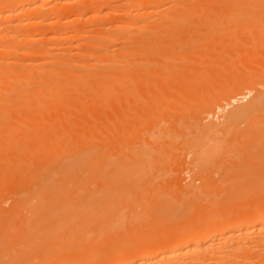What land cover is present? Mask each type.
<instances>
[{
	"label": "bare ground",
	"instance_id": "6f19581e",
	"mask_svg": "<svg viewBox=\"0 0 264 264\" xmlns=\"http://www.w3.org/2000/svg\"><path fill=\"white\" fill-rule=\"evenodd\" d=\"M119 1H121V0H119ZM119 1L118 0L117 1L116 0H93L94 5H92V6H90L91 4L87 5L83 11L80 10L81 12L79 11L78 13L73 15L74 18H73V16H71V18L69 17L70 18L69 19L66 16L60 17L61 15L59 16L60 13H58V11L53 13L55 15L54 17H50V18L49 17H33V16L31 17L29 15V13H31V15H32V12H34V11H38V10L42 11L41 9L45 8V6L48 4L50 6L52 3H55L54 6L56 4L57 5L58 4H64L65 6L68 5V7H69L72 4L80 2V0L79 1H74V0H0V22L3 19H5V21L7 19L8 23L12 22L10 17L12 16L13 12H15L14 11L15 5H18L19 6L18 9L20 10V12L24 13L23 15L27 14L26 16L20 18L18 24L20 26H23V27L25 25L28 26V28L27 27L26 28L21 27L19 31H18V26H17V29H16L17 31H14L15 29H12L14 32L12 30H11V32H8V30H7L6 33L3 32L4 31L2 29L3 27L0 28L2 30V32L4 33V34L0 35L1 36V39H0V264H264V198L261 199L260 203L254 205L253 207L248 208V206H247V209L243 208V210H240V209L233 210V209H228V208H226V209L221 208L217 211L215 210V212H213L212 214L209 212L210 215H208V216L206 215L207 221L205 220L204 221L205 223H201V224L199 223L200 221H196V223H198V224H188L189 222H192L191 219H193V216L196 214L195 212L197 210L196 211H194V210L196 209L195 207H197V206H194L195 209L193 208L191 210L187 209L188 207H186L185 208V209H187L186 210L187 212L185 211L186 213L189 212V213H193V214L195 213V214L191 217L190 216L191 214L189 215V213H188L189 217H191L190 219H189V217H187L186 215L183 214L184 219L188 218L186 220L188 223L185 224L186 222L184 221V219L182 220V218L180 219V217H179L182 215V213L178 214L179 211L174 212L175 211L174 209L177 208V207L174 208V206H175L174 203H175L177 197H175V198L173 197L175 200L172 199L174 202L173 203L174 206L172 208H174V209H172L173 211L169 210V212L171 211L174 214L177 213V215H176L177 217L172 213L174 215V218H175V220H174L173 215L172 216L168 215V214H170V213H168V211H166L168 213V214L167 213L166 214L168 216H170V218L171 217L172 218L169 219V217L164 216V215L163 216L165 218L167 217L169 219L167 221V219L164 218L167 222H170V224L173 221H177L179 219H180V221H177L178 223H175V225L177 227L174 225V228H172V226L174 224V222H173L171 224L172 229L166 228L167 225H169V223L166 225L167 222L165 221V223H164V221H163V225L166 226L165 227L166 229L165 228L161 229L163 227V225H162V227L157 225L159 223H162V222H158V220L159 221L164 220V219H162V215H160L162 213L161 208H162V210H163V207L167 208L170 205V204L167 205L169 203L168 201H171V203H172V200L168 198L170 196L166 197V195H163V196L166 197V199L168 201L165 199H161L163 197L162 196L160 197V195H161L160 194L158 196L163 201H161L159 199V202L163 203V202L167 201L168 202L167 204H166V202L164 203V204H166L165 205L166 207L164 206V204L161 203V205H163V207L160 208V206H157V208L159 207L160 210H158L153 205L154 210L148 208L149 210L144 211L149 215L150 213L153 214V211H155V209H156L158 212L155 211L156 216H155V212H154V214H153L154 218L153 217L146 218L147 216L143 218L144 212L141 215L138 214L137 211H139V210L136 207L135 208L137 209V211H135V217L133 215V217L135 218L134 220H132L133 223H135V221L137 223H139V222L142 223L145 220V222L147 221L146 222L147 224H145L143 222L142 225L143 226H144V224L147 225V227H149L148 230H150V228H151L150 226H152V228H151L152 231L147 232V233H140V231H139L140 229L138 228L139 230L138 229L137 230L139 231V233H137L138 231L132 230L133 229L132 228L131 229L132 233H129V234L124 233V230L127 231L128 227H129L128 226L127 229H125L126 225L129 223L128 222L129 220L128 221L126 220V218L128 216L126 217V212L122 211L123 207L122 206H121L122 208L120 207V204L122 205L124 200L126 202L129 199V197H128V199H127V197L125 199L124 196H130V199L128 201L129 203H131V201H130L131 197L133 198L132 201L136 199V198L134 199L135 195L137 196V200L139 198H141L140 195H138L140 193V192L138 193V190H140L141 192L144 193L145 188L148 189L150 187V185L154 184L152 182V180L156 179V174L154 176L153 175L154 173H152L155 169V168L153 169V167H154V165L156 166V164H157V167H158V165L159 166L162 165L161 161L159 159L161 157L157 158L158 155H157L156 151H155V153L157 156L153 153L150 154L151 151L148 150L149 148L143 147V149H141L142 150L141 151L142 156H141L140 155V149L139 150L136 149L137 148L136 143H135L136 146L134 145L135 149H134V147L131 148L133 146L132 143L135 142V140H132L133 138L131 139V137H130L131 134L128 135V137H127L130 139H126L124 137L126 139V140L125 139L124 140H125V142L128 140L129 143L132 140L130 145L127 144V146L129 145L127 150L130 149L129 152L132 153L131 154L132 157L129 156L130 155L129 153H128L129 155L127 156V153H126L127 158L128 159L130 158V159L127 160L126 162L124 161V164H123V160H121L124 158H121V159L119 158L120 159L119 161H121V162L120 163L118 162L120 165L117 163L118 167L117 166L116 167L118 168V170L114 166L116 164L115 163L116 157L118 160V155L114 156V158H112L113 156L111 157L112 160L115 159L113 161L110 158V155L112 154V150L117 149L118 145L120 147L121 146L124 147V145L122 144L123 141L120 142L122 144V145H120V143L117 142L116 138H117V134L120 133L119 131H121L122 129L127 130L128 127L122 128V126H121V130L119 129L120 126H119L118 122L116 121V119H117L116 117H119V115L121 113H123V111H121L119 109L120 110L119 112H121V113L118 114V116H117L116 113H112L114 110H117V107H116V109L114 108L112 112L107 113L109 111V109L113 108V106L107 107V106H109L107 104L109 102H111L109 100L112 97V93L117 92L115 90L114 85L116 87H119V85H120V84L118 86L116 85V83L120 80L117 78V76H115V75H117L116 71H118L122 67H124V69H127L126 67H128V66H129V68L130 67L131 68H130V70L127 69V71H131V70H133L132 66L134 67L136 63H137V65L139 64V61L138 62L133 61L134 63L135 62L136 63L134 64L132 62L130 64V57H128L129 59L127 58V54L131 53L130 51H132V52L135 51V54H136V48H134V50H133V47H130L132 50H130V51L127 50V51H129L128 53H127L126 49L122 50V51H124V50L126 51L123 53H121V50L118 51V49H122V48L118 47L119 45L118 46L115 45L116 47H114V49L113 48L111 49V47L114 46L113 42L115 43L116 41H119L118 39L121 37V32L119 31L120 34L119 35L115 34V35H118V36H115V35L107 32V29L109 30V28L102 30V32L106 31L107 33H105V32L102 33L100 31V33H101V37H99L100 40H98V41L96 40V45H93V46H92V44L95 43V41L93 40L91 42L90 40L92 38L95 39V37L97 38L100 34L96 35V33H98L99 30H97L96 28L94 29L93 26H92L93 28H91L90 27L91 25H88L87 26L88 28L82 27L83 29L82 28L81 29H75V31H73V30H71V31H69V30L64 31L63 30L62 31L58 28H52V31L50 29H47L48 27H54V26L57 27L58 24L73 25L75 23L78 24V22L84 23V21H88V20H89L88 22H90V21L93 22L92 20L100 22L101 20H103L105 18L107 19V18L111 17L114 10L117 7V4H119L120 8H121V6L122 7L123 6L127 7V5L131 6L130 9L126 10L127 11L126 14H128V11L131 13L130 10H133V9H135L137 11V12L135 11L136 16L134 15L137 18H134L131 15L135 19L134 21H136V20L137 21L132 26L130 25V27H128V29L125 27L126 31H124L122 33V37H124V38H126L127 36L130 37L131 32H133L134 30H136V29L140 30V29L144 28L143 25L146 22L153 21V24H154V20L156 21L157 19H161V21L162 20L163 21L164 20H166V21L171 20L172 22L174 21L172 23V26L174 24L175 25L173 27L172 26L171 27L170 26L164 27V26L160 25L161 28L158 26V28L154 29L155 32H154V30L151 29L152 32H154V38H155L156 34L157 35H164L166 33V35H167V32L169 33V35H171V32H172V36L174 35V38H175V36H177L176 34L179 35V33H178L179 28L182 29L180 31V33L185 32V29H186L183 27L185 24L179 25V23H178L179 21L176 22L177 20L182 21L184 19V21H185V19H189L188 21H193V20L195 21V19H196V21H197V19H201V21H203L204 19H206L204 21H208L210 19L211 21L212 20L219 21L221 19H226V21L227 20L229 21L231 19L237 20V19L246 18V20H248L247 18H254L256 21V19L258 20L259 18H264V9H262L264 7V0H123L121 2H119ZM122 2H123V4L121 5ZM115 3H116V5H115ZM225 4H228L229 6L230 5L231 6L236 5L235 7H238L240 5V6H244V8L241 7V9H239V7H238V9H234V8L230 7L231 9H227L224 11L209 10V7H211V6H221V5H225ZM119 5L117 8H119ZM78 6H79V4H78ZM246 6L252 7V8L254 7V10L246 11L245 10ZM56 7L57 6H55L54 8H56ZM125 7H123V8H125ZM142 7L146 8V9L148 8V10L147 11L145 10L144 12H142V10H141V9H143ZM54 8H52V9H54ZM123 8H121V9H123ZM202 8H204V9H202ZM227 8H228V6H227ZM255 8H259V9L255 10ZM61 9H60V11H61ZM62 10H64V9H62ZM49 12H50L49 14H51V11H49ZM132 14H134V13L132 12ZM13 15H15V14H13ZM18 15L20 17V14H18ZM40 15H42V14H40ZM127 16L131 17L130 14ZM12 17H15V19H16V16H12ZM8 19H10V20H8ZM120 20H121V18H120ZM122 20H124V19H122ZM131 20H132V18H131ZM250 20H249V22H250ZM198 21H200V20H198ZM118 22L117 21L113 22L116 25L113 23L109 24V26L111 25L110 27H111V29H113V32L117 29L119 30L120 29L119 27H122V25L121 26L117 25ZM187 22H186V24H187ZM231 22H233V21L231 20ZM8 23H6V25ZM176 23H178V25ZM254 23H256V22H254ZM18 24L16 22V25H18ZM157 24H158V22H157ZM252 24H253V22H252ZM166 25H167V23H166ZM188 25H185V26L188 27ZM181 26L183 28H181ZM13 27H15V26H13ZM259 27H261V26L259 25ZM4 28H6V27H4ZM202 28L203 27H201V29ZM210 28L212 29V27H210ZM188 29H190V28L188 27ZM231 29H232V27H231ZM248 29H250V28H248ZM147 30H146V32H147ZM243 30H244V28H243ZM245 30H247V29H245ZM189 32L190 33L192 32L193 35H199V34L207 35V34H211V33H213V35L218 33V35H219V33H224L223 30H220L219 28L218 29L217 28L212 29V30H209L208 28H206V29H203L201 31H200V28H199V30H197V28H194V30L191 29V31H189ZM253 34H254V36H253L254 40L258 39L257 35L259 34V32H254ZM222 36H223V34H222ZM147 37L149 38L148 35H147ZM161 37H163V39L165 38L164 36H161ZM225 37H226V35L224 34V38ZM148 38L146 39V38L141 37V39H144V40H142L140 42V44H139L140 49L139 50L137 49L138 52L140 51L141 53L145 54L149 51H152V49H154V52H155L154 54H153V51H152V53L151 52H149V53H150V55L153 54V56H155V54H158L156 52H160L161 50L165 51L171 45L170 44V45L165 47L164 45H166V42H165V44H162V43H160L161 41L160 42L158 40L156 41L153 37H151V38H152V40L154 39V41H150V40H148ZM189 38H191V37H189ZM230 38H232V37H230ZM171 39H173V38H171ZM206 39H207V36H206ZM209 39H210V36H209ZM137 40L135 38V41H137ZM61 41H63L64 44H65L64 41L68 42L69 44H71V42H80L82 44L83 41H85V42L90 41L89 43L91 45L90 44H88V46H87V44H85V45L88 48L91 46L90 50L92 51V53L85 54V52H84L82 54V52H81L82 55L86 56L85 57L86 60H84L85 59L84 56L82 57V55L81 56L79 55L81 49L78 52V51L74 50V49L78 50V48L72 47V46L78 47L79 46L78 44H77V46H75L76 45L75 43H74L75 45L71 44L70 47H72V48L68 47L67 44H65L66 46H64V47H66V48H61L62 50H64V49L67 50L69 48L67 50L68 53L69 52L74 53V51L78 52L79 53L78 55L76 53H74L76 56H74V55L73 56L75 58L78 56L77 58L80 59L79 62L82 60V62H80V63L78 61L76 62V60L73 62L72 61L68 62L69 58L72 56L70 55V57H68L66 55V53H64L67 51H65V50L61 51V50H59L60 48L57 49L58 46L57 47H55L56 45L53 46L56 43L58 44V42H59V45H60V43L62 44ZM110 41L113 45L110 44ZM138 41H140V40H138ZM155 41L157 43H155ZM189 41H190V39H189ZM108 42H109V44H108ZM218 43H220V42H218ZM116 44H117V42H116ZM134 44H135V42H134ZM159 44H161V45H159ZM210 44H213V43H210ZM36 45L41 46V47H37ZM82 45H84V44H82ZM162 45H163V47H161ZM206 45H207V43H206ZM95 46H97V47H95ZM175 46H177V44H175ZM185 46H183V47L186 48ZM197 46H198V43H197ZM207 46H209V44ZM86 47H85V49H82V51L83 50L89 51V49H86ZM117 47H118V49L116 50L115 48H117ZM203 48H205V46H203ZM70 49H72L73 51H69ZM95 49H97V50L95 51ZM158 49H159V51H155ZM207 49H208V47L206 48V50ZM169 50H170V48H169ZM169 50H168V52H169ZM182 50L183 49H181L179 51H181V53H183L184 51L182 52ZM93 51H95V52L93 53ZM211 52L213 53V51H211ZM177 53H179V52H177ZM62 54L65 56L64 57L61 56ZM133 54H134V52H133ZM160 54H161V52L159 53V56H160ZM220 54H222V53H220ZM236 54L237 53L234 52V54L231 55V58H226V55H225V57H224V55H223V57L217 55L216 59H218V60L222 59V62H220L222 64L219 68L216 65H213V69L215 66V68L217 67V70H214L215 72L216 71L220 72V73L222 72V74L220 75L221 78L227 79L225 77L227 72L234 71V73H235L236 71L234 69L242 68L240 66H243V69L246 66L245 69L248 67L251 71L254 68L253 66H251L252 60L246 59L244 56H243V58L238 59V56ZM147 55H148V53H147ZM259 55H260V53L255 52L254 57H257ZM79 56L81 58H79ZM161 56L163 57L164 55H161ZM74 57H72V58H74ZM144 58L146 59V57H144ZM153 58H155V57H153ZM182 59H180V60H182ZM198 60H199V58H198ZM233 61H236L239 64L238 63L235 64ZM71 62L75 65L71 64ZM147 62L145 64L146 66L144 69L146 70V68H147V70L150 71V69L152 67V66L150 67V65L154 61L152 60V62H149L147 60ZM173 62H175V61H173ZM226 62L229 64H225ZM76 63H79V64H76ZM101 64H103V65L105 64V65L103 66ZM180 64L181 63L179 62V67H181ZM213 64H214V61H213ZM173 65H172V67H174L176 64L174 66ZM186 65H188V63ZM210 65L211 64L207 63L205 65H201L200 67L198 66V69H196V67H195V70L193 69L195 72L188 73L187 77L189 78V80H194V82H192L194 84H195V80L198 81L199 82L198 87H200V83L205 79L203 76H205V75H207L208 77L211 76V74L209 75V73H210L209 71H211V69L208 71L209 73L206 72L208 70V67L212 68V66H210ZM226 66H228V67H226ZM154 67H156V66H154ZM137 68L139 69L138 66H137ZM167 68H170V66H168ZM185 68H186V66H185ZM248 68H247V70H248ZM124 69H122V70H124ZM142 69H143V67H142ZM213 69H212V72H214ZM225 69L226 70L229 69V70L225 71L226 72L225 73L224 72ZM245 69H244V71H246ZM114 70H116V71H114ZM167 70H169V69H167ZM163 71L166 72L165 67H164ZM253 71L255 73V76L264 75V65L260 69H255V70L253 69ZM113 72H115V73H113ZM147 72H146V74L148 75ZM178 73H179V71H178ZM205 73H207V74H205ZM220 73H217V75ZM232 73H231V75H232ZM234 73H233V75H235ZM163 74L164 73H161V75H163ZM130 75L129 74L126 75V77L122 78L121 80L124 79L123 81H126V82L132 81L133 82L134 76L132 77V75L131 76ZM214 75H216V73ZM228 75H230V74H228ZM251 75H253L252 72H251ZM174 77H175V75H174ZM213 77L214 78H212V76H211L212 82H213V84L216 83V87H217V85H219V84H217V81H219V80L221 81V78L219 77L220 79H217V81H215L216 78H218V77H216V78H215V76H213ZM119 78H120V76H119ZM165 78L168 81H170L169 76H165ZM229 78H230V76L228 77V79ZM137 79L139 80L140 78H137ZM141 79L143 81L148 80L145 76H142ZM156 79H157V77H156ZM207 79H206V81H207ZM149 81H151V80H149ZM208 81H209V79H208ZM208 81H207V83H208ZM223 81H222V83H223ZM227 81H225V82H227ZM250 81H255V80H252V77L250 75L249 76H246V75L242 76L241 75V77H237V76L234 77L233 76V77H231L230 82L226 83V84H229L228 90L226 89L227 91L223 93L222 92L223 90L221 88L222 91H220V92L223 94H221L219 92L215 93V91H216L215 90L214 91L215 96L218 94H221V95H218L219 97H217V98H222L229 91L230 92L233 90L236 91V89L238 90L240 88H241V90H242V88L257 90V87L254 88V86H255L254 82L252 83ZM250 83H252L254 86L252 85L253 86L252 87L250 85ZM198 84H196V85H198ZM210 84L212 85V83H210ZM108 85H112V87H111L112 89L110 88V86L108 87ZM168 85H170V84H168ZM201 85H202V83H201ZM204 85L205 84H203V86ZM208 86H209V83H208ZM149 87H151V86H149ZM209 87H211V86H209ZM209 87H208V89L206 87V89L209 90ZM213 87H211V89H213ZM108 88H110V89H108ZM157 88H158V86H157ZM259 88H258L259 91L256 94L257 96L254 97L252 100H250L249 103H247L246 105L244 104V106L234 108V110L231 111L227 115L229 117V118H227V119H229V121L228 120L226 121V124L228 122L227 126L225 124L226 128L223 125L225 128L224 133H223V131H221L222 130L221 125L217 126L214 124L216 127H220V128L215 129V130H209V129L215 128V127L211 126L212 128L211 127L209 129L207 128L209 131H207L206 128H204L205 130H203V131H205V133L202 132L201 133L202 137L198 138V141H200L199 139H201V138H203V139H201V141L199 142V144H201V145L197 144V146L198 145L201 146L200 149L198 148L199 146L198 147L196 146L198 148V150H200V152L197 151L196 152L197 155H195V156H198V157H196L197 161H198L197 158H199L198 163L196 161V163L198 164L197 168H199L202 165L203 167H201V169L202 168L204 169V167L206 165L210 164L211 161L213 162L214 159L217 160L218 157H219V159H222L223 157L222 158H220V157L224 153L223 151L228 150V149H232L233 151L235 149V151L238 154H240L242 157L241 160L239 159L241 162L236 160V159L233 161L234 164L231 162L232 166H230L228 168H230V169L232 168L233 170L231 169V171H230V169H228L226 171V169H225V170H223V173L226 171L225 174L220 172L224 176H222V174L220 176V177H223V180L220 181L219 187H221V189L223 187L224 194H225L224 189L226 187L230 190L228 192L232 191V194L227 193L228 195L227 194L224 195L222 193L223 197L220 194L221 198H224V197H226V198L231 197L232 198L233 196L234 197L238 196L239 195L238 193H240V191H241V194H245V195H243V197H244V200H246L245 196L248 195V193L246 194V192H248L246 190H250L252 188H253V190H255L258 187H259L257 189L258 191H259L260 187H261V189H260L261 191L264 189V178H263L264 176L259 177V174H260V176H262V174L264 173V93L261 92L263 90L261 88L260 89ZM182 89L183 88H181V90ZM200 89L204 90L202 88V86L200 88H198V90H200ZM176 90H178V89H176ZM196 90L195 91L192 90V92L197 93L198 90L197 91ZM218 90H220V89H218ZM155 91H156L155 93L157 94V89ZM130 92H131V90L129 91V93ZM180 92L176 91V93H179V95H181L180 99H179V104H182V105H179L180 106L179 110H177L178 108L176 107V110L179 112L180 111L183 112V109L187 103H185L183 101V98H181L184 96L183 92H181V94H180ZM192 92L190 94L193 97L194 94H192ZM200 93H201V95H203L202 92H200ZM209 93L208 94L206 93L203 96L207 95L209 98V96H210ZM214 93H211V94H214ZM148 95L149 94H147L146 96H148ZM158 95L154 96L155 99L158 98ZM166 95L169 98H172L171 100L173 102L176 99L175 98L176 95L173 96L174 94L172 95V92L171 93L167 92ZM179 95L177 94V96H179ZM188 95L189 94H187V97L185 96L186 99L188 98ZM191 95H189V96H191ZM230 95H232V94L230 93ZM134 96L135 95L132 94V97H134ZM149 96H151V95H149ZM203 96H201L202 100L204 98ZM215 96H213L214 99L216 98ZM192 97H191V102L193 103L192 106H195L194 101H192ZM196 97H197V95H196ZM113 98L116 99V97H114V96H113ZM123 98H125V97L123 96ZM199 98H200V96H199ZM208 98L206 97V99H208ZM158 99H160V98H158ZM114 100H112V102H111L112 105H114L115 102L117 101V99L115 102H114ZM126 100H127V98H125V101ZM161 100H166V99L163 98ZM209 100H211V99H209ZM228 100H229V98H228ZM228 100H226V101H228ZM122 101H123V99H122ZM125 101L122 103H125ZM139 101H142V99ZM186 101H188V100H186ZM205 101H207V100H205V98H204V101H200L199 103H201V102L207 103ZM130 102H131V100H130ZM208 102H210V101H208ZM169 103H166V105H164V106H168ZM188 103H189V101H188ZM199 103L196 102V104H199ZM189 104H187L188 107H189ZM221 104H223V103H221ZM115 105L117 106V104H115ZM203 105L204 104H202V106ZM128 106H130V105H128ZM148 106H150V105H148ZM105 107H107L106 109H108V110H106ZM145 107L148 108L147 105ZM152 107H154V106H152ZM152 107H150V109H152ZM168 107H170V106H168ZM133 108H131V109H133ZM137 108H140V107L137 106ZM199 108H200V106H199ZM127 110H126V112H127ZM174 110H175V107H174ZM210 110L211 109H209V111ZM105 111H107V112H105ZM128 111L131 112V110H128ZM133 111L135 112V110H133ZM136 111H138V110H136ZM147 111L148 110L144 111L143 115ZM169 112H170V110H169ZM184 112H185V110H184ZM106 113L109 114V115H107V118H105ZM139 113L140 112L138 111L137 115H139ZM153 113H154V111H153ZM115 114H116V116H115ZM127 114H128V112H127ZM158 114L159 113L157 112V115ZM90 115H92V116H90ZM129 115H132V114L129 113ZM145 115H147V114H145ZM152 115H154V114H152ZM191 115H192V111H191ZM88 116H90L92 119H90V118L88 119L87 118ZM124 116H126V113L124 114ZM154 116H156V114ZM176 116H175V119H176ZM127 117H131V116L127 115ZM148 117H150V115ZM143 118L144 117H142V119ZM150 118H148V119L150 121H153V118H151L152 120ZM185 118H186V116H185ZM187 118H188V116H187ZM120 119H122V118L119 117L118 120L120 121ZM88 120H90L89 122L92 121V123L91 124L88 123ZM149 120H147L148 123L150 122ZM161 120L162 119H160L159 121H161ZM121 121H124L122 123H125L124 119ZM126 122H128V118L126 119ZM133 122H132V124H133ZM153 122H151V123L153 124ZM122 123H120V124H122ZM130 123L131 122H129V124ZM139 124H140V122H139ZM168 124H170V123H168ZM135 125H136V123L133 126H135ZM131 126L132 125H130V127ZM146 126H147V128L150 127V125L148 126V124L145 125V127ZM193 126H194V124H193ZM181 127H183V125ZM205 127H206V124H205ZM198 128H200V126ZM128 129L130 130V128H128ZM123 130H122V132L126 131V130H124V131ZM133 130H134V128H133ZM135 130H136V128H135ZM143 130H145V129H143ZM147 130H149V129H147ZM150 130H151V127H150ZM217 130H219V133L221 135L224 134L227 136H225V137H223V135L220 136V134L218 133ZM145 131H142V132L144 133ZM127 132H128V130L126 131V133ZM157 133L159 134V132H157ZM174 133H176V132H174ZM138 134H140V133L137 131V135ZM149 134H153L155 136H153V135L149 136ZM149 134H148V138L146 137L148 142H149L147 144L153 146L152 145V144H154L153 140H155L156 144L158 143L157 141H161L160 139L155 138L157 134H154L153 131H152V133L149 132ZM161 135H163V134H161ZM173 135L175 136V134H173ZM228 135L232 136V137H230L231 140H229L230 138ZM138 136H140V135H138ZM145 136H146V134H145ZM219 136H220V138H219ZM235 136L238 137L237 140L235 139L236 138ZM157 137H159V136L157 135ZM165 137H167V136H165ZM226 137H228L226 140H229V142H226V140L224 139ZM135 138L138 139V137H135ZM153 138H155V139H153ZM161 139H163L162 136H161ZM185 139H186V136H185ZM235 140L237 142H235ZM150 141H153V143ZM165 141H166V138H165ZM164 145L165 144H163V146ZM185 145H186V143H185ZM155 146H157V145H155ZM161 146H162V142H161L160 148H161ZM140 147H142L141 144H140ZM144 148H146L148 151L145 149V152H144ZM158 148H159V146H158ZM122 149L123 148H121L120 153H124L125 149H124V151ZM133 150H138V151H133ZM202 150L204 152H202ZM117 151H119V150H117ZM133 152L134 153L136 152L135 156H134ZM137 152H139V155L141 157L137 154ZM143 152L147 153V154H145V157H147V155H149L147 157L148 160H147V158L144 157ZM136 154L140 158H138L136 156ZM231 154L233 155V153H231ZM151 155H152L153 159H151L152 158V157H150ZM159 156H160V153H159ZM227 156H228V154H227ZM131 158H133L132 159L133 161L131 160ZM144 158H145V162L142 161V159H144ZM154 158L157 160L159 159V161L157 162V160H155ZM193 158H195V157L193 156ZM209 158L211 159L210 161H208ZM138 159L140 161H138ZM168 159L169 158H167V160ZM219 159H218V162H219ZM130 160H131V163L129 162ZM134 160H136L135 163H134ZM146 160L151 162L152 164L153 163L154 164L150 165V163L146 162ZM150 160H152V161H150ZM153 160H155V162ZM161 160H162V158H161ZM194 161H195V159H194ZM128 162L130 164L129 166H128ZM137 162H139V163H137ZM159 162H160V164H159ZM162 162H164V161L162 160ZM165 162H167V161H165ZM205 162H206V164H205ZM214 162H217V161H214ZM136 163L138 164V166ZM235 163L237 165H235ZM112 164L114 166L113 169L116 170L115 172H117V171L119 172V170H120L119 173H121V175L115 176V178H114V174H112L114 172V170L111 169ZM141 164L143 166L145 165L144 168ZM163 164H166V163H163ZM240 164H242V165H240ZM126 165L128 167H126ZM146 165H147V167H146ZM149 165L153 171H151L150 168L148 169ZM214 165H215V163H214ZM234 165L236 167L241 166V168H242L241 173H244V175L239 174L240 172L237 171L239 167L236 169V167ZM109 166H111V167H109ZM122 166L126 167V168H122ZM209 166L210 165H208V168H209ZM215 166H217V165H215ZM134 167L135 168L137 167V168L135 169ZM130 168H131V170H130ZM166 168H167V166H166ZM106 169L107 170L111 169V171H112L111 174L107 173ZM158 169H160V167H158ZM234 169H236V170H234ZM121 170H122V172H121ZM143 170H146L145 173H147V175L144 173ZM147 170H150L151 172H149V173H152L150 175H153V176H150V175L148 176ZM109 171L110 170H108V172ZM124 171L125 172L127 171L126 172L127 174L126 173L124 174L123 173ZM132 171H133V175H132ZM135 171L138 174L139 173L140 174L139 175L137 174V176H136V174H134V173H136ZM139 171H141V172H139ZM142 171H143V173H142ZM157 171H160V170H157ZM165 171H166V169H165ZM236 171L239 174L240 179L237 177L238 174L236 175V173H235ZM201 172H202V170H201ZM254 172H256V173H254ZM259 172H261V173H259ZM252 173H254L256 175L255 179L249 177L250 175H253ZM106 174H109V175H106ZM142 174L145 176L144 181L142 180V179H144V176ZM122 175L125 176L123 179L129 178L131 180L129 181V179H128V182H127L125 179V180H123L122 183H119L120 182L119 180H122V179H119L120 177L121 178L123 177ZM126 175H128L129 177ZM131 175L133 177L135 175V177L133 178ZM165 175H166V173L163 176L165 177ZM106 176L112 177V178L108 179L109 180L108 181L109 186H108L107 182L104 183V185H103V182L106 181L105 180ZM146 176H148L150 180H148V178ZM157 176L159 177V176H161V174H158ZM108 177H106V178H108ZM136 177H138V178L140 177L139 181L142 180V181H140L141 183L140 182L137 183L138 182L137 181V182H133V184H132V181L138 180V178L136 179ZM116 178H118L119 180ZM151 178H153V179L151 180ZM162 178L163 177H161L160 179H162ZM206 178H204V180ZM115 179L118 180L117 182L119 183V184H114L116 186V188L111 186V184L113 185V182L115 181ZM220 179H222V178H220ZM220 179H218L217 183H219ZM224 179H229L231 181V183H234L236 185V187H238V185H239V188H238L239 190L236 189V187H232L231 186L232 184L229 183V180H227V182H228L227 184L226 183L224 184V181H225ZM257 179H260V180L258 181ZM207 180H208V178H207ZM145 181H147V182L149 181V183L146 184ZM156 181H154V182H156ZM261 182H262V184H261ZM124 183L127 184L126 187L127 188L129 187V190H127L125 187L122 189L118 188L119 191H117V187H119V185H123ZM144 183L146 185H144ZM156 183H155V185H156ZM208 183H209V181H208ZM245 183L247 185H251V186L254 184V186L251 188V186H247V185H245ZM128 184L129 185L131 184V186L132 185L133 186L131 187ZM134 184L136 187L134 186ZM221 184H222V186H221ZM257 184H259V186ZM138 185H139V187H138ZM218 185L219 184H217V186ZM104 186L107 187V190H105L106 188ZM145 186H147V187H145ZM230 186H231V188H230ZM240 186L243 190L246 188L244 186H247V188H250V189L246 188L244 190L245 191L244 192L243 190H241ZM108 187H111L112 189L114 188L113 189L114 191H112V190L110 191L111 188L109 189ZM254 187H256V188H254ZM132 188H134V189H132ZM137 188H138V190H137ZM206 188L207 187H205V190H206ZM108 189H109V192L106 193L108 191ZM154 189H152V190H154ZM184 189H186V187ZM235 189H236V191H235ZM115 190H116V192H115ZM134 190L135 191L137 190V191L133 195L134 192H132V191H134ZM208 190H210V188ZM257 190H255V192L250 191V194H252V192L254 194H256L258 192ZM124 192H125V194H124ZM146 192H148V191H146ZM150 192H151V190H150ZM210 192H212V191H210ZM242 192H244V193H242ZM127 193L129 195H127ZM143 193H142V195H143ZM235 193L238 195H235ZM261 193H264V192L263 191L260 192L259 195ZM118 194L120 195V198H116V195H117V197H119ZM213 194H214V192H213ZM213 194H211V195H213ZM217 194H218V192H217ZM250 194H249V196H251ZM147 195L148 194H146V197H147ZM151 195H153V194H151ZM187 195H189V193H187L186 196ZM196 195H195V197H196ZM200 195L203 196V194L199 193L198 196H200ZM158 196L155 195V197H158ZM122 197H124V199ZM150 197H147V198L144 197L145 201H146V199H147V201H150L151 200ZM207 197L208 196H206V198ZM181 198L182 199L184 198L183 195ZM188 198H190V196H188ZM254 198H256V197H254ZM116 199L117 200L122 199V200H119V202H118ZM153 199L157 200L158 198H153ZM219 199H217V200L218 201L221 200L220 203L224 204V205L226 204V202L228 200H230L229 198L228 199H220V200ZM234 199H232V203H233ZM247 199H248V197H247ZM250 199H251V197H250ZM252 199H253V197H252ZM258 199H259V197L256 199V201ZM137 200H135V201H137ZM156 200H155V203L159 205V202L157 203ZM222 200L224 202H222ZM237 200H238V198H237ZM241 200H243V199H241ZM244 200H243V203H244ZM142 201H144V200H142ZM147 201L145 203H148ZM239 201L240 200H238L237 202H239ZM253 201L256 202L255 199ZM253 201L252 200L245 201V203L246 202H253ZM180 202H182V201H180ZM183 202L186 203L187 201L184 200ZM205 202H202V203H204V205L207 204V206H208V203L207 202L205 203ZM229 202H231V201H228V203L226 205H228ZM235 202H236V199H235ZM5 203L8 204L9 206L4 207ZM116 203H117V207L121 208L120 209L121 212L116 208L120 214L117 211H114ZM138 203H140V202H138ZM197 203H199V201ZM136 204H137V202H136ZM180 204H179V206H180ZM186 204L189 205L192 203L187 202ZM237 204H235V206ZM241 204L242 203L240 202L239 205H241ZM140 205H142V204H140ZM147 205L148 204H146V207H148ZM150 205H152L151 201L149 202V206ZM199 205L200 204H198V206ZM144 206H145V204H144ZM191 206H193V204L189 205V207H191ZM207 206H206V208H207ZM132 207H131V209H132ZM139 207L141 208V206H139ZM184 207H185V205H184ZM212 207H211V209H213ZM124 209H126V208H124ZM178 209H180V208L178 207ZM201 209H199V211L201 212L200 217L203 216V211L205 213L207 211L205 208H204V210L203 209L201 210ZM143 210H145V209L143 208L141 211H143ZM150 210H151V212L148 213V211H150ZM164 210H163V214H165ZM181 210L184 211V208ZM159 211L161 213H159ZM116 212H117V214H116ZM133 213H134V211H133ZM139 213H142V212L139 211ZM197 213H199V212H197ZM121 214H122V217H121ZM157 214L159 216H161L160 217L161 220H160V218L159 219L156 218L158 216ZM138 215H140L142 217V218L140 217L141 221H140ZM197 215H196V220H197V218L199 220L200 217H198ZM206 216L204 218H206ZM130 217H131V215H129V219L133 218V217H131V218ZM123 218H125V219H123ZM155 218H156V220L158 219L157 222H156ZM122 219H123V222L125 221L124 223H122ZM148 220H151V221L153 220L152 222L153 223L155 222V225H157L158 227H155V225H153L151 221H149L150 222L149 223ZM132 221H130V223ZM179 222H181L182 224ZM120 223H122V224H120ZM125 223H126V225H125ZM140 223H139V225H140ZM179 224L183 225V226L178 227ZM118 225L121 227H118ZM128 225H130V224H128ZM139 225H138V227L141 226V225L140 226ZM148 225H150V226H148ZM124 226H125V228H124ZM133 227H134V225H133ZM147 227L144 229H147ZM123 228H124V230H123ZM121 229L123 230L122 233H124V234H122V233L119 234L122 231ZM135 229H136V227H135ZM141 229H143V228H141ZM115 230L116 231L121 230V231L118 233V231L116 232ZM134 231H136V233H134ZM150 235L155 236L156 240H153L152 238H151V240H148L149 239L148 236H150ZM255 244H257V245H255Z\"/></svg>",
	"mask_w": 264,
	"mask_h": 264
},
{
	"label": "rangeland",
	"instance_id": "374dc122",
	"mask_svg": "<svg viewBox=\"0 0 264 264\" xmlns=\"http://www.w3.org/2000/svg\"><path fill=\"white\" fill-rule=\"evenodd\" d=\"M74 1H79V0H74ZM91 3H90V2ZM117 1V0H116ZM119 1V0H118ZM121 1H123V0H121ZM121 1H119V2H121ZM118 2V3H119ZM125 2V1H124ZM53 4V5H52ZM50 6H49V4L48 5H46L45 6V8H43V9H41L42 11H34V12H32V15H31V13H29V15L32 17H54L55 15L53 14V13H55L56 11H58V13H60L59 14V16L60 17H64V16H66V17H70L71 18V16H73V15H75L76 13H78L80 10H84V8L87 6V5H89V4H91L90 6H92V5H94V3H93V0H80V2H78V3H75V4H72L71 6H69L68 7V5H64V4H56L55 6H57L56 8H54L55 6H54V4L55 3H52ZM78 4H79V6H78ZM123 4V2L121 3V5ZM63 5V6H62ZM115 5H116V3H115ZM118 5L119 4H117V7H118ZM17 6V7H16ZM82 6V7H81ZM129 5H127V7H128ZM227 6H228V8H227ZM234 6V7H233ZM233 6H229L228 4H225V5H221V6H211V7H209V10H212V11H224V10H227V9H231V8H234V9H238V7H239V9H241V7L242 8H244V6H238V7H235L236 5H233ZM81 7V8H80ZM116 7V9L114 10V12H113V14H112V16L111 17H109V18H105V19H103V20H101L100 22L99 21H94V20H92L93 22H88V21H84V23H80V22H78V24L77 23H75V24H73V25H61V24H58L57 25V27H48L47 29H50L51 31H52V28H58V29H60V30H64V31H71V30H73V31H75V29H81L82 27L83 28H88L87 26L88 25H91L90 27L91 28H93L94 27V29L96 28L97 30H99L98 31V33H96V35H98V34H100L97 38L95 37V39H91L90 41L92 42L93 40L95 41V43H93L92 44V46L93 45H96V40L98 41V40H100L99 39V37H101V33H100V31L102 32V30L104 29H107V28H109V30L107 29V32L108 33H110V34H113V35H115V34H120V32H121V37L118 39L119 41H116L117 42V44H116V42L114 43L113 42V44H114V46L113 47H111V49L113 48L114 49V47H116V46H118L119 48H122V49H118V47L117 48H115L116 50L118 49V51L119 50H121V53H123V52H126L127 50H132L130 47H133V50H134V48H136V54H135V51H133L134 52V54L136 55H134L133 54V52L132 51H130L131 53H129V54H127V58L128 57H130V64L133 62V61H136V62H138L139 61V64L137 65V63L135 64L134 62V64H135V66L133 67L132 66V68H133V70H131V71H127V69H129L130 70V68H129V66L128 67H126L127 69H124V67H122V68H120L118 71H116V70H114V71H116V74L117 75H115V76H117V78L118 79H120L117 83H116V85L118 86L119 84L121 85H119V87H116L115 85H114V87H115V90L117 91V92H115V93H112V97L110 98V100L109 101H111L112 102V100H114L115 98H113V96L114 97H116V99H117V101H116V99L114 100V102H115V104H117V106L114 104V105H112L111 104V102H109L107 105H109V106H107V107H110V106H113V108H111V109H109V111L107 112V111H105V112H107V113H110V112H112L113 111V109L115 108L116 109V107H117V110H114L112 113H116L117 114V116H118V114H120L121 112H119L120 110L121 111H123V113H121L120 115H119V117L120 118H122V119H120V121L118 120V118L119 117H116L117 119H116V121L118 122V124H119V126H120V130H121V126H122V128L123 127H125V128H130V130L127 128V130H128V132L126 133V129H124V130H126V131H124L123 129V131L124 132H122V130L121 131H119L120 133L119 134H117V142H121V141H123L122 142V144L124 145V147L123 146H119L118 145V148L117 149H114V150H112V154L110 155V158L112 157V158H114V156H117L118 155V160H117V157H116V160L115 159H113V160H115V167L121 162V161H119L121 158H124V159H121V160H123V164H124V161L126 162L127 160H129L128 158H127V156L129 155L130 157H132V153L131 152H129L130 151V149L129 150H127L128 149V146L131 144V142H132V140H135V142H133L132 143V147L131 148H133L134 147V145H135V143H136V149H140V155L142 154L141 153V149H143V147H147V148H149L148 150H150L151 151V153L150 154H155L156 155V153H157V158H159V157H161L162 158V160L164 161V162H162V160H161V158H159L160 159V161H161V166H159L158 165V167H160V169H158V167H157V164H156V166L154 165V167H153V169H154V171L151 169V167H150V165L152 164L151 162H149V161H147L148 160V156L149 155H147V157H145V154H147V153H144L145 152V149L146 148H144V152H143V154H144V157L145 158H147V160H146V162H149L150 163V165L148 166V169L150 168V170L151 171H153L152 173H154L153 175L155 176V174H156V179L155 180H152L153 178H151V180H152V182L154 183V184H152V185H150V187L147 189V188H145L143 191H144V193L143 192H141L140 190H138V188H137V190H138V195H140V197L141 198H139L138 200H137V196L135 195L134 196V199L135 200H137V201H135V200H133L132 201V197H131V203H129L128 201H129V199H130V196H124L125 197V199H126V197H127V199H128V197H129V199H128V201H126L125 202V200H124V202L122 203V205L120 204V207L123 209L122 211L124 212H126V217L128 218H126V220L129 222H127L128 224H130V225H126V223H125V225H126V228H125V226H124V228L125 229H127V227H128V232L127 231H125L124 230V228H123V230H124V233L126 234H129V233H132V231H131V229L132 230H136V231H138L139 229V231H140V233H147V232H150V231H152V226H150V225H148V226H150L151 228H150V230H148L149 229V227H147V225H145V224H147L146 222H145V220L143 221L145 224H144V226L142 225V223H140V225H139V223H137L136 221H135V223H133V221L132 220H134L135 218V211H137V209L140 211V212H142V213H139V211H137V213L138 214H143V212L144 211H146V210H149V209H153L154 210V206L157 208V206H160V208L161 207H163V205H161V203L159 202V199H160V197L162 196L163 198H161V199H165V200H167L166 199V197L167 196H170V197H168L169 199H173V200H175L174 198L175 197H177V199H176V201H175V203L173 202V200H172V203H171V201H165L166 202V204L167 205H169L167 208H164L163 207V210L165 211V214L167 213L166 211H168V213H170V214H168V215H173L174 213L173 212H169V210H172V209H174L175 207H177L176 209H174L175 211L174 212H178V214H181L182 213V215L181 216H179L180 217V219L182 218V220L184 219V215H186L187 217H189V215L192 217L195 213V215L193 216V219H191L192 220V222H187L186 220L188 219L187 217V219H184V221L186 222L185 224H198V223H196V221H200L199 223L201 224V223H205L204 221L206 220L207 221V216L208 215H210V213L212 214L213 212H215V210L217 211V210H219V209H221V208H228V209H233V210H238V209H240V210H243V208H246L247 209V206H248V208H250V207H253L254 205H256V204H258V203H260V201H261V199H263L264 198V193H261L260 195H259V193L260 192H264V189L261 191L260 189H261V187H260V189H259V191L257 190L259 187V184H257L258 186V188L257 189H255V190H257L258 192L256 193V194H254L253 192H255V190H253V186H254V184L251 186V185H247L246 183H245V185H247V186H251V188L252 189H250V188H247V186H244V187H246L247 189H250V190H246V191H248V192H246V194L248 193V195H246L245 197H246V200H244V197H243V195H245V194H241V191H240V193H238V194H236L235 193V195H238V196H233L232 198L231 197H228L230 200H228V201H231V202H229V204L228 205H226L227 203H228V201L226 202V206L224 205V204H221L220 202H221V200L220 199H228V198H226V197H224V198H221L220 197V194L222 195V197H223V194H224V192H223V187H222V189H221V187H219L220 186V181L221 180H223V177H220L221 176V174L223 173V170H225L226 169V171L228 170V169H230V168H228V167H230V166H232V163L234 164V160L236 159V160H238V161H240L241 160V155L240 154H238L236 151H235V149H234V151L232 150V149H228V150H225V151H223L221 154H222V156L220 157V158H222V159H219V157L217 158V160H215L214 159V161H217L218 162V159H219V162L217 163V162H210V164H208V165H210L209 166V168H208V165H206L205 167H204V169L202 168L201 169V167H203L202 165L199 167V168H197V163H198V161H199V158H197L198 159V161L196 160V157H198V156H195V155H197L196 154V152L197 151H199L200 152V150H198V148L200 149V147L201 146H199V145H201V144H199V142L201 141V139H203V138H201V139H199L200 141H198V138H200V137H202V135H201V133L203 132V133H205V131H203V130H205L204 128H206V130L207 131H209V130H215V129H218V128H220V127H216L215 125H217V126H222V130L221 131H223V133H224V130H225V128H226V126H227V124H228V122H227V124H226V121L228 120L229 121V119H227V118H229L227 115L231 112V111H233L234 110V108H238V107H240V106H244V104L246 105L247 103H249L250 102V100H252L254 97H256L257 95V93H258V88L260 87L263 91H261V92H263L264 93V75H260V76H255V73H254V71H253V69L255 70V69H260L263 65H264V18H259L258 20L256 19V21H255V19L254 18H247L248 20H246V18H243V19H231L233 22H231V20H227L226 21V19H221V20H219V21H215V20H208V21H204V20H206V19H204L203 21H201V19H197V21H196V19H195V21L193 20V21H188L189 19H185V21L187 22V24H186V22L184 21V19L181 21V20H175L176 22H178L179 23V25H188V27L190 28V29H188V27H186L185 25L183 26L184 28H186L185 29V32H182V33H180V31L182 30V29H180L179 27V31H178V33H179V35L178 34H176L177 36H175V38L177 39H175L174 38V35L172 36V32H171V35H169V33L167 32V35H166V33L164 34V35H155V38H154V32H155V30L154 29H156V28H158V26L161 28V26H172V23L174 22H172L171 20V22L170 21H166V20H162L161 21V19H157L156 21L158 22V24H157V22L154 20V24H153V21H151V22H146L144 25H143V27L144 28H142V29H140V30H138V29H136V30H134L133 32H131V36L130 37H126V38H124V37H122V33L124 32V31H126V29H125V27L128 29V27H130V25L132 26L136 21H134L135 19L134 18H137V17H135L136 15V13H135V9H133V10H130L131 11V13L128 11V14H126L127 13V11L126 10H128V9H130V7L131 6H129L128 8L127 7H125V6H123V7H125V8H123L122 6H121V8H123V9H121L120 8V5H119V8H117ZM231 7V8H230ZM19 8V6L18 5H15V12H13V14H15V15H13L12 14V16H16V19H15V17H10L11 18V21L12 22H10V23H8V21H7V19H6V21H5V19H3V20H1V24H0V28H2L4 31L3 32H7V30H8V32H11V30L12 29H15L14 31H17L16 29H17V26H18V31L20 30V28L21 27H23V26H20L19 24H18V22H19V20H20V18H22V17H24V16H26L27 14H25V15H23L24 13H21L20 12V10L18 9ZM52 8H54V9H52ZM64 9V10H62V9ZM133 8V7H132ZM143 8V7H142ZM252 7H247L246 6V8H245V10L246 11H251V10H254V7L251 9ZM46 9V10H45ZM60 9H61V11H60ZM76 9V10H75ZM118 9V10H117ZM182 9V8H181ZM184 9V8H183ZM202 9H204V8H202ZM208 9V8H207ZM217 9V10H216ZM257 9H259V8H255V10H257ZM262 9H264V7L262 8ZM142 10V12H144L145 10L147 11L148 10V8L146 9V8H143V9H141ZM45 11V12H44ZM49 11H51V14H49L50 12ZM120 11V12H119ZM81 12V11H80ZM132 12L134 13V14H132ZM137 12V11H136ZM62 13V14H61ZM66 13V14H65ZM18 14H20V17H19V15ZM40 14H42V15H40ZM48 14V15H47ZM130 14V16L131 17H128L127 15H129ZM18 15V16H17ZM39 15V16H38ZM135 15V16H134ZM18 17V18H17ZM69 18V19H70ZM73 18H74V16H73ZM120 18H121V20H120ZM131 18H132V20H131ZM122 19H124V20H122ZM251 19V20H250ZM8 20H10V19H8ZM129 20V21H128ZM192 20V19H191ZM198 20H200V21H198ZM249 20H250V22H249ZM4 21V22H3ZM118 22L117 23V25H119V26H121L122 25V27H119L120 29L118 30H115L114 32H113V29H111V25L109 26V24L111 23H113V22ZM161 21V22H160ZM221 21V22H220ZM226 21V22H225ZM259 21V22H258ZM8 23L7 25H6V23ZM16 22H17V24L18 25H16ZM123 24H122V23ZM190 22V23H189ZM252 22H253V24H252ZM254 22H256V23H254ZM5 23V24H4ZM13 23V24H12ZM87 23V24H86ZM126 23V24H125ZM157 25H156V24ZM166 23H167V25H166ZM178 23H176L177 25H178ZM192 23V24H191ZM215 25H214V24ZM218 23V24H217ZM113 24H115V23H113ZM205 24V25H204ZM257 24V25H256ZM77 25V26H76ZM84 25V26H83ZM108 25V26H107ZM116 25V24H115ZM161 25V26H160ZM175 25V24H174ZM173 25V26H174ZM217 25V26H216ZM259 25L261 26V27H259ZM13 26H15V27H13ZM61 26V27H60ZM93 26V27H92ZM100 26V27H99ZM102 26V27H101ZM172 26V27H173ZM249 26V27H248ZM4 27H6V28H4ZM8 27V28H7ZM11 27V28H10ZM28 28V26L27 25H25L23 28ZM71 27V28H70ZM89 27V28H90ZM177 27V26H176ZM182 26H181V28H183ZM201 27H203L202 29H201ZM208 28L209 30H212V29H220V30H223V32L224 33H219V35H218V33L217 34H214L213 35V33H211V34H207V35H201V34H199V35H193L192 34V32L190 33L189 31H191V29H193L194 30V28H197V30H199V28H200V31L201 30H203V29H206V28ZM210 27H212V29L210 28ZM229 27V28H228ZM231 27H232V29H231ZM252 27V28H251ZM62 28V29H61ZM82 28V29H83ZM227 28V29H226ZM243 28H244V30H243ZM248 28H250V29H248ZM257 28V29H256ZM263 28V29H262ZM125 29V30H124ZM148 29V30H147ZM154 30V32H152V30ZM245 29H247V30H245ZM146 30H147V32H146ZM225 30V31H224ZM13 31V30H12ZM13 31V32H14ZM120 31V32H119ZM184 31V30H183ZM2 32V30L0 29V35H2V34H4L3 32ZM103 32H105V33H107L106 31H103ZM102 32V33H103ZM242 34H241V33ZM251 32V33H250ZM254 32H259V34L257 35V37H258V39H255L254 40V38H253V36H254ZM151 35H149V34ZM229 33V34H228ZM221 34V35H220ZM222 34H223V36H222ZM224 34L226 35V37L224 38ZM118 35H115V36H118ZM142 35V36H141ZM147 35L149 36V38L147 37ZM263 35V36H262ZM144 36V37H143ZM146 36V37H145ZM161 36H164L165 38V40L163 39V37H161ZM170 38H169V37ZM206 36H207V39H206ZM209 36H210V39H209ZM212 36V37H211ZM246 36V37H245ZM250 38H249V37ZM141 37L142 38H148V40H150V41H154V39L157 41H161L160 43H162V44H165V42H166V45H164L165 47L166 46H168V45H170V50H169V48L167 49V50H161L160 52H161V54H160V56H159V53L160 52H156V53H158V54H155V56H153V54L155 53L154 52V49H152V51H153V54L152 55H150V53L149 52H151L152 53V51H149V52H147L148 53V55H147V53H141L140 51L138 52L137 51V49L139 50L140 49V47H139V44H140V42L142 41V40H144V39H141ZM151 37H153L154 39L152 40V38ZM158 37V38H157ZM189 37H193L192 39L191 38H189ZM197 37V38H196ZM230 37H232V38H230ZM242 37V38H241ZM135 38H136V40L138 39V40H140V41H135ZM171 38H173V39H171ZM229 38V39H228ZM261 38V39H260ZM0 39H1V36H0ZM189 39H190V41H189ZM200 39V40H199ZM250 39V40H249ZM147 40V41H148ZM89 41V42H90ZM155 41V43H157ZM193 41V42H192ZM62 42V44L60 43V45H59V42H58V44L56 43V44H54L53 46H55V47H57V49L58 48H60L59 50H61V51H64V50H62L61 48H66V47H64V46H66L65 44H67V46L68 47H70V45L72 44V45H75V46H77V44L79 45L78 47H74V46H72L73 48H78V50H76V49H74L75 51H80V49H81V51H80V54L78 53V52H75L74 51V53H76L77 55L79 54L80 56L85 52V54H89V53H92V51L90 50L91 48V46L88 48V47H86V45L85 44H87V46H88V44H90L89 42H85V41H83V43L82 44H84V45H82L80 42H71V44H69L68 42H66V41H64L65 42V44L63 43V41H61ZM134 42H135V44H134ZM138 44H137V43ZM164 42V43H163ZM218 42H220V43H218ZM75 43V44H74ZM80 43V44H79ZM127 43V44H126ZM130 43V44H129ZM154 43V42H153ZM168 43V44H167ZM197 43H198V46H197ZM206 43H207V45L209 44V46H207L206 45ZM210 43H213V44H210ZM253 43V44H252ZM255 43V44H254ZM64 44V45H63ZM108 44H109V42H108ZM110 44L111 45H113L112 43H111V41H110ZM132 44V45H131ZM175 44H177V46H175ZM186 46H185V45ZM190 44V45H189ZM226 44V45H225ZM237 44V45H236ZM257 44V45H256ZM38 45V44H37ZM36 45V46H37ZM63 47H62V46ZM81 45V46H80ZM91 45V44H90ZM110 45V46H111ZM116 45V46H115ZM159 45H161V44H159ZM173 45V46H172ZM179 45V46H178ZM194 45V46H193ZM223 45V46H222ZM136 46V47H135ZM139 48H138V47ZM181 46V47H180ZM183 46H185L186 48H184ZM190 46V47H189ZM203 46H205V48H203ZM208 47V49L206 50V48ZM225 46V47H224ZM243 46V47H242ZM37 47H41V46H37ZM67 47V48H68ZM72 47H70V48H72ZM85 47H86V49H89V51H87V50H83L82 51V49H85ZM95 47H97V46H95ZM94 47V48H95ZM161 47H163V45L161 46ZM164 47V48H165ZM181 49H183L182 50V52L183 53H181V51H179V50H181ZM231 47V48H230ZM238 49H237V48ZM93 48V47H92ZM230 48V49H229ZM244 48V49H243ZM69 49V48H68ZM67 49V50H68ZM123 49H126V51L124 50V51H122ZM194 51H193V50ZM255 49V50H254ZM67 50H65V51H67ZM93 50V49H92ZM97 49H95V51H96ZM168 50H169V52H168ZM206 50V51H205ZM69 51H73L72 49H70ZM95 51H93V53L95 52ZM129 51H127V53L129 52ZM155 51H159V49L158 50H155ZM172 51V52H171ZM211 51H213V53L211 52ZM252 51V52H251ZM81 52H82V54H81ZM164 54H163V53ZM177 52H179V53H177ZM234 52L235 53H237L236 55L238 56V59L239 58H243V56L246 58V59H250V60H252V64H251V66H253L254 68L252 69V71L248 68V70H247V68L245 69V67H244V69L246 70V71H244V69H243V66H240V67H242V68H238V69H234L236 72L234 73V71H230V72H227V74H226V78L227 79H223V78H221V74H222V72L220 73V72H215L214 70H217V67L219 68L220 66H221V64L222 63H220V62H222V59L220 60H218V59H216L217 58V55H219V56H221V57H223V55H224V57H225V55H226V58H231V55L232 54H234ZM255 52H258V53H260V55L259 56H257V57H254V54H255ZM62 53V52H61ZM64 53H66V55L68 56V57H70V55L72 56V57H74V56H76L74 53H68V51L67 52H64ZM63 53V54H64ZM139 53V54H138ZM220 53H222V54H220ZM240 53V54H239ZM61 55V56H65V55ZM138 54V55H137ZM144 54V55H143ZM178 56H177V55ZM74 55V56H73ZM132 57H131V56ZM140 55V56H139ZM161 55H164L163 57L161 56ZM176 55V56H175ZM185 55V56H184ZM79 56V58H81ZM84 55H82V57H83ZM134 56V57H133ZM148 56V57H147ZM157 56V57H156ZM159 56V57H158ZM72 57H70L69 58V60H68V62L69 61H75L76 60V62L78 61L79 62V60L80 59H78L77 57L75 58H72ZM86 56H84V58H85ZM143 57V58H142ZM144 57H146V59L144 58ZM153 57H155V58H153ZM67 58V57H66ZM132 58V59H131ZM137 58V59H136ZM140 58V59H139ZM178 58V59H177ZM183 58V59H182ZM197 58V59H196ZM198 58H199V60H198ZM210 58V59H209ZM262 58V59H261ZM68 59V58H67ZM71 59V60H70ZM129 59V58H128ZM180 59H182V60H180ZM258 59V60H257ZM84 60H86V58L84 59ZM146 60V61H145ZM147 60L149 61V62H152V60L154 61V62H152L151 63V65H150V67H151V69H150V71L149 70H147V68H146V70L148 71H146L144 68H145V64H146V62H147ZM214 61V64H213V61ZM218 60V61H217ZM128 61V60H127ZM173 61H175V62H173ZM178 61V62H177ZM192 61V62H191ZM71 62V64H73ZM80 62H82V60L80 61ZM79 62V63H80ZM145 62V63H144ZM179 62L181 63L180 64V66L181 67H179ZM183 62V63H182ZM188 63V65H186L187 63ZM195 62V63H194ZM235 64L236 63H238V62H236V61H233ZM79 63H76V64H79ZM148 63V62H147ZM190 63V64H189ZM193 63V64H192ZM211 64L210 66H212V68H209L208 67V70L206 71L207 73H209V75L211 74V76H212V78H214L213 76H215V78L216 77H218V78H216V80L215 81H217V79H220L221 78V81L219 80V81H217V84H219V85H217V87H216V83L215 84H213V82H212V78H211V76H207V75H205V74H207V73H205L204 75L205 76H203L205 79L201 82L202 83V85H201V83H200V87L202 86V88L204 89V90H198V88H200V87H198L199 86V82L198 81H196L195 80V84L194 83H192V82H194V80H189V78L187 77L188 76V73H193V72H195L194 70H195V67H196V69H198V66L200 67L201 65H205V64ZM216 63V64H215ZM143 66H142V65ZM170 66V68H167L168 66ZM171 64V65H170ZM175 66H174V65ZM225 64H229V63H225ZM239 64V63H238ZM237 64V65H238ZM73 65H75V64H73ZM101 65H103V64H101ZM105 65V64H104ZM103 65V66H104ZM162 65V66H161ZM172 65L174 66V67H172ZM178 65V66H177ZM213 65H216L217 67L215 68V66H214V69H213ZM137 66L139 67V69L137 68ZM154 66H156V67H154ZM184 66V67H183ZM185 66H186V68H185ZM141 67V68H140ZM142 67H143V69H142ZM163 67V68H162ZM164 67H165V71L167 70V69H169V70H167L166 72H164L163 71V69H164ZM172 67V68H171ZM226 67H228V66H226ZM176 68V69H175ZM122 69H124V70H122ZM135 69V70H134ZM162 69V70H161ZM175 69V70H174ZM194 69V70H193ZM211 69V71H209ZM212 69H213V71L214 72H212ZM177 70V71H176ZM183 70V71H182ZM227 70H229V69H227ZM226 69L224 70V72L225 71H227ZM250 70V71H249ZM123 71V72H122ZM127 73H126V72ZM134 71V72H133ZM159 71V72H158ZM161 71V72H160ZM178 71H179V73H178ZM209 71V72H208ZM144 72V73H143ZM146 72L148 73V75L146 74ZM150 72V73H149ZM177 74H176V73ZM213 74H212V73ZM237 76V77H241V75L242 76H244V75H246V76H251L252 77V80H255V81H250V82H254V85L252 84V83H250V85L252 86H254V88H256L257 87V90H251V89H245V88H242V90H241V88L240 89H236V91L235 90H233V91H229L232 95H230V93L228 92V93H226L222 98H217V97H219L218 95H221V94H223L224 92H226L227 90H228V88H229V84H226V83H229L230 82V79H231V77H236L235 75H233V73ZM247 72V73H246ZM251 72H252V74L253 75H251ZM256 72V71H255ZM113 73H115V72H113ZM161 73H164L163 75H161ZM216 73V75H214ZM217 73H220V74H218L217 75ZM226 73V72H225ZM231 73H232V75H231ZM250 73V74H249ZM132 75V77H133V79H134V81L132 82V81H130V82H126V81H123V80H121L122 78H124V77H126V75ZM154 74V75H153ZM228 74H230V75H228ZM130 75V76H131ZM161 75V76H160ZM174 75H175V77H174ZM228 75V76H227ZM119 76H120V78H119ZM142 76H145L148 80L147 81H143L142 79H141V77ZM165 76H169L170 77V81H168L166 78H165ZM230 76V78L228 79V77ZM156 77H157V79H156ZM163 77V78H162ZM174 77V78H173ZM209 79V81H208V79ZM220 77V78H219ZM137 78H140L139 80L137 79ZM263 78V79H262ZM137 79V80H136ZM206 79H207V81H208V83H209V86H211V87H213L214 85V87H213V89H211V87H209L208 86V83H207V81H206ZM211 79V80H210ZM142 80V81H141ZM149 80H151V81H149ZM156 80V81H155ZM224 80V81H223ZM228 80V81H227ZM260 82H259V81ZM263 80V81H262ZM154 81V82H153ZM222 81H223V83H222ZM225 81H227V82H225ZM123 82V83H122ZM132 82V83H131ZM158 82V83H157ZM220 82V83H219ZM130 83V84H129ZM152 83V84H151ZM185 83V84H184ZM210 83H212V85L210 84ZM139 84V85H138ZM148 84V85H147ZM159 84V85H158ZM168 84H170V85H168ZM194 84V85H193ZM196 84H198V85H196ZM203 84H205L204 86H203ZM223 84V85H222ZM226 84V85H225ZM257 85V86H256ZM110 86V88L112 87V85H108V87ZM134 86V87H133ZM140 86V87H139ZM149 86H151V87H149ZM157 86H158V88H157ZM193 86V87H192ZM252 86V87H253ZM129 87V88H128ZM147 87V88H146ZM173 87V88H172ZM185 87V88H184ZM196 87V88H195ZM198 87V88H197ZM205 87V88H204ZM206 87H207V89H208V87H209V90H207L206 89ZM220 87V88H219ZM231 87V86H230ZM251 87V88H252ZM110 88H108V89H110ZM181 88H183L182 90H181ZM221 88H222V90H221ZM259 88V89H260ZM112 89V88H111ZM157 89V94L155 93L156 90ZM176 89H178V90H176ZM198 91H197V90ZM218 89H220V90H218ZM227 89V90H226ZM131 90V92L129 93V91ZM134 90V91H133ZM185 90V91H184ZM192 90H196L197 91V93H195V92H192ZM216 90V91H215ZM165 91V92H164ZM172 92V95L173 96H175L176 95V99L174 100V102L171 100L172 98H169L166 94H167V92H169V93H171ZM176 91L177 92H183V94H184V96L183 97H181V98H183V101L185 102V103H187V104H189V107H188V105L186 104V106L184 107V109H183V112H179V111H177V110H179V108H180V106L179 105H182V104H179V99H180V96L181 95H179V93H176ZM204 91V92H203ZM214 91H215V93L217 92H219V93H221L220 91H222L223 93H221V94H218V95H216L215 96V93H214ZM114 92V91H113ZM125 92V93H124ZM133 92V93H132ZM164 92V93H163ZM181 92H180V94H181ZM192 92V94H194L193 95V97H192V95L190 94ZM199 92V93H198ZM200 92H202V94L203 95H205L206 93L208 94L209 92V94H210V96H209V98H208V96L206 95V96H203V95H201V93ZM206 92V93H205ZM235 92V93H234ZM255 92V93H254ZM117 93V94H116ZM135 93V94H134ZM211 93H214V94H211ZM114 94V95H113ZM131 94V95H130ZM132 94L133 95H135L134 97H132ZM147 94H149V95H151V96H146ZM159 94V95H158ZM177 94L179 95V96H177ZM187 94H189V95H191V96H189L188 95V98L186 99V97H187ZM118 97H117V96ZM155 95H158V98H160V99H158V98H156L155 99ZM171 95V94H170ZM169 95V96H170ZM196 95H197V97H196ZM121 96V97H120ZM123 96L125 97V98H127V100L125 101V98H123ZM164 96V97H163ZM186 96V97H185ZM199 96H200V98H199ZM201 96H203L204 98H205V100H207V101H205V102H207V103H199L200 101H204V98H203V100H202V97ZM213 96H215L216 98V100L214 99V97ZM233 96V97H232ZM139 97V98H138ZM150 97V98H149ZM157 97V96H156ZM185 97V98H184ZM190 97V98H189ZM191 97H192V101H194V104H195V106H192L193 105V103L191 102ZM206 97L208 98V99H206ZM229 98V100H228V98ZM113 98V99H112ZM121 98V99H120ZM130 98V99H129ZM163 98H165L166 100H161V99H163ZM194 98V99H193ZM196 98V99H195ZM226 98V99H225ZM122 99H123V101H122ZM142 99V101H139V100H141ZM146 99V100H145ZM185 99V100H184ZM198 99V100H197ZM209 99H211V100H209ZM213 99V100H212ZM221 99V100H220ZM225 99V100H224ZM130 100H131V102H130ZM182 100V99H181ZM186 100H188L189 101V103H188V101H186ZM196 100V101H195ZM226 100H228V101H226ZM125 101V103H122V102H124ZM128 101V102H127ZM172 101V102H171ZM178 101V102H177ZM208 101H210V102H208ZM230 101V102H229ZM155 102V103H154ZM170 102V103H169ZM196 102H198L199 104H196ZM212 102V103H211ZM216 102V103H215ZM149 103V104H148ZM157 103V104H156ZM159 103V104H158ZM166 103H169V105L168 106H170V107H168V106H164V105H166ZM173 105H172V104ZM178 103V104H177ZM211 103V104H210ZM221 103H223V104H221ZM130 105V106H128V105ZM132 104V105H131ZM176 104V105H175ZM202 104H204L203 106H202ZM214 104V105H213ZM123 105V106H122ZM125 105V106H124ZM147 105V107L148 108H146L145 106ZM148 105H150V106H148ZM161 105V106H160ZM198 105V106H197ZM209 105V106H208ZM137 106L138 107H140V108H137ZM152 106H154V107H152ZM157 106V107H156ZM199 106H200V108H199ZM208 106V107H207ZM107 107H105V109L107 108ZM119 107V108H118ZM134 107V108H133ZM150 107H152V109H150ZM159 107V108H158ZM173 107V108H172ZM174 107H175V110H174ZM176 107L178 108L177 110H176ZM129 108V109H128ZM131 108H133V109H131ZM142 108V109H141ZM157 108V109H156ZM171 108V109H170ZM191 108V109H190ZM203 108V109H202ZM208 108V109H207ZM213 108V109H212ZM120 109V110H119ZM123 109V110H122ZM131 110V112L130 111H128V110ZM154 109V110H153ZM159 109V110H158ZM209 109H211L210 111H209ZM106 110H108V109H106ZM126 110H127V112H128V114H127V112H126ZM133 110H135V112L133 111ZM136 110H138L140 113H139V115H137V113H138V111H136ZM146 111V110H148L147 112H145L144 113V115L145 114H147V115H143V112L144 111ZM151 110V111H150ZM156 110V111H155ZM158 110V111H157ZM169 110H170V112H169ZM184 110H185V112H184ZM190 110V111H189ZM200 110V111H199ZM202 110V111H201ZM118 111V112H117ZM125 111V112H124ZM153 111H154V113H153ZM191 111H192V115H191ZM157 112L159 113L158 115H157ZM166 112V113H165ZM168 112V113H167ZM173 112V113H172ZM198 112V113H197ZM208 112V113H207ZM106 113V116H105V118H107V115H109V114H107ZM126 113V116H124V114ZM129 113L130 114H132V115H129ZM223 113V114H222ZM116 114H115V116H116ZM152 114H156V116H154V115H152ZM164 114V115H163ZM179 116H178V115ZM186 114V115H185ZM197 114V115H196ZM199 114V115H198ZM105 115V114H104ZM122 115V116H121ZM127 115L128 116H131V117H127ZM142 115V116H141ZM150 115V117L151 118H153V121H150L148 118H150V117H148ZM177 115V116H176ZM191 115V116H190ZM226 115V116H225ZM90 116H92V115H90ZM90 116H88L87 118L89 119H92ZM173 116V117H172ZM175 116H176V119H175ZM185 116H186V118H185ZM187 116H188V118H187ZM194 116V117H193ZM205 116V117H204ZM124 117V118H123ZM126 117V118H125ZM142 117H144L143 119H142ZM155 117V118H154ZM165 117V118H164ZM190 117V118H189ZM128 118V122H126V119ZM137 118V119H136ZM150 118V119H151ZM94 119V118H93ZM125 120V123H122V122H124V121H121V120ZM155 119V120H154ZM160 119H162L161 121H159ZM186 119V120H185ZM190 119V120H189ZM195 119V120H194ZM198 119V120H197ZM204 119V120H203ZM135 120V121H134ZM147 120H149L150 122L148 123L147 122ZM152 120V119H151ZM90 120H88V123H92V121L91 122H89ZM94 121V120H93ZM134 121V122H133ZM142 121V122H141ZM157 121V122H156ZM169 121V122H168ZM199 123H198V122ZM129 122H131L130 124H129ZM132 122H133V124H132ZM139 122H140V124H139ZM151 122H153V124L151 123ZM197 122V123H196ZM120 123H122V124H120ZM136 123V125L135 126H133L134 124ZM168 123H170V124H168ZM202 123V124H201ZM148 124V126L150 125V127H151V130H150V127H148L147 128V126L145 127V125H147ZM152 124V125H151ZM172 124V125H171ZM193 124H194V126H193ZM200 126V128H198L199 126ZM205 124H206V127H205ZM215 124V125H214ZM225 124H226V126H225ZM243 124V123H242ZM241 124V125H242ZM125 125V126H124ZM130 125H132L131 127H130ZM156 125V126H155ZM183 125V127H181ZM197 125V126H196ZM210 125V126H209ZM225 126V128H224V126ZM244 125V124H243ZM138 128H137V127ZM155 126V127H154ZM177 126V127H176ZM215 127V128H212V127ZM134 128V130H133V128ZM160 127V128H159ZM212 128V129H209V128ZM135 128H136V130H135ZM159 128V129H158ZM165 130H164V129ZM186 128V129H185ZM202 128V129H201ZM209 130H208V129ZM143 129H145V130H143ZM147 129H149V130H147ZM172 129V130H171ZM175 129V130H174ZM190 129V130H189ZM201 129V130H200ZM159 130V131H158ZM182 130V131H181ZM195 130V131H194ZM199 130V131H198ZM220 130V129H219ZM219 130H217L218 131V133H219ZM137 131L140 133V134H138V135H140V136H138L137 135ZM142 131H145L144 133L142 132ZM152 131L154 132V134H157L159 137H157V135H156V137L155 138H158V139H160L161 141H157L160 145H161V142H162V146H161V148H160V145L157 143H155V140H153L154 141V144H152L153 143V141H150V142H152L151 144L153 145V146H151V145H149V144H147V143H149L148 142V140H147V138H148V134H149V132L150 133H152ZM188 131V132H187ZM201 131V132H200ZM220 131V132H221ZM142 132V133H141ZM157 132H159V134L157 133ZM174 132H176V133H174ZM192 132V133H191ZM125 133V134H124ZM124 134V135H123ZM131 134V135H130ZM145 134H146V136H145ZM161 134H163V135H161ZM165 134V135H164ZM173 134H175V136L173 135ZM220 134V133H219ZM218 134V135H219ZM119 135V136H118ZM128 135H130V137H131V142L129 143L128 142V140L125 142V140L126 139H130V138H127L128 137ZM152 136L153 134H149V136ZM186 136V139H185V136ZM196 135V136H195ZM217 135V136H218ZM223 135V137H225V136H227V135H224V134H222ZM221 134H220V136H222ZM133 136V137H132ZM153 136H155V135H153ZM161 136H162V138L163 139H161ZM165 136H167V137H165L166 138V141H165V138L164 137ZM170 136V137H169ZM183 136V137H182ZM195 136V137H194ZM220 136H219V138H220ZM229 136V135H228ZM119 137V138H118ZM126 139H125V138ZM135 137H138V139L137 138H135ZM147 137V138H146ZM182 137V138H181ZM188 137V138H187ZM230 137H232V136H229V138ZM236 138V140L238 139V137L237 136H235ZM152 138V137H151ZM155 138H153V139H155ZM178 140H177V139ZM180 138V139H179ZM228 137H226V138H224L225 140L227 139ZM125 139V140H124ZM120 140V141H119ZM150 140V139H149ZM157 140V139H156ZM164 140V141H163ZM229 140H231V138L229 139ZM229 140H226V142H229ZM235 140V142H237ZM182 141V142H181ZM192 141V142H191ZM189 144H188V143ZM195 142V143H194ZM125 143V144H124ZM138 143V144H137ZM185 143H186V145H185ZM118 144V143H117ZM121 143H120V145H122ZM127 144H129L128 146H127ZM140 144H141V146L142 147H140ZM163 144H165L164 146H163ZM184 144V145H183ZM197 144H199L198 146H197ZM144 145V146H143ZM155 145H157V146H155ZM189 145V146H188ZM155 146V147H154ZM158 146H159V148H158ZM170 148H168V147ZM180 146V147H179ZM198 148H197V147ZM187 147V148H186ZM190 147V148H189ZM192 147V148H191ZM121 148H123L122 150L124 151V149H125V151H124V153H120V151H121ZM151 148V149H150ZM203 148V147H202ZM134 149H135V147H134ZM153 149V150H152ZM117 150H119V151H117ZM132 150V149H131ZM138 150H133V151H138ZM147 150V149H146ZM147 150V151H148ZM168 152H167V151ZM146 151V152H147ZM155 151H156V153H155ZM191 151V152H190ZM160 153V156H159V153ZM202 152H204L203 150H202ZM207 152V151H206ZM205 152V153H206ZM115 153V154H114ZM126 153H127V156H126ZM129 153V154H128ZM134 153V152H133ZM136 153V152H135ZM135 153H134V156H135ZM195 153V154H194ZM231 153H233V155L231 154ZM137 154L139 155V152H137ZM137 154H136V156H137ZM201 154V153H200ZM199 154V155H200ZM207 154V153H206ZM227 154H228V156H227ZM231 154V155H230ZM139 155V156H140ZM205 155V154H204ZM120 156V157H119ZM133 156V157H134ZM139 156H137L138 158H140ZM166 156V157H165ZM169 156V157H168ZM193 156L195 157V158H193ZM233 156V157H232ZM150 157H152V155L150 156ZM155 157V156H154ZM201 157V156H200ZM205 157V156H204ZM226 157V158H225ZM112 158H111V160H112ZM120 158V159H119ZM127 158V159H126ZM136 158V157H135ZM134 158V159H135ZM145 158L144 159H142V161H144L145 162ZM156 158V157H155ZM154 158V159H155ZM167 158H169L168 160H167ZM203 158V157H202ZM229 158V159H228ZM133 158H131V160H132ZM150 159V158H149ZM151 159H153V157L151 158ZM159 159L157 160V159H155V160H157V162L159 161ZM165 159V160H164ZM194 159H195V161H194ZM240 159V160H239ZM112 160V161H113ZM131 160L129 161L130 163H131ZM155 160H153L154 162H155ZM211 159L209 158L208 159V161H210ZM232 160V161H231ZM117 161V162H116ZM133 161V160H132ZM138 161H140L139 159H138ZM150 161H152V160H150ZM165 161H167V162H165ZM196 161H197V163H196ZM206 161V160H205ZM119 162V163H118ZM129 162H128V166L130 165L129 164ZM136 162V160H134V163ZM143 162V163H144ZM203 162V161H202ZM207 162V161H206ZM206 162H205V164H206ZM229 162V163H228ZM232 162V163H231ZM236 162V161H235ZM241 162V161H240ZM114 163V162H113ZM118 163V164H117ZM133 163V162H132ZM137 163H139V162H137ZM136 163V164H137ZM141 163V162H140ZM163 163H166V164H163ZM196 163V164H195ZM214 163H215V165H217V166H215L214 165ZM225 163V164H224ZM231 163V164H230ZM154 164V163H153ZM152 164V165H153ZM159 164H160V162H159ZM204 164V163H203ZM224 164V165H223ZM227 164V165H226ZM239 164V163H238ZM120 165V164H119ZM135 165V164H134ZM142 165V164H141ZM235 165H237L236 163H235ZM234 165V166H235ZM240 165H242V164H240ZM113 164H112V168L111 169H113ZM125 166V165H124ZM127 165H126V167H128ZM137 166H138V164H137ZM143 166V165H142ZM141 166V167H142ZM145 166V165H144ZM144 166H143V168H144ZM165 166V167H164ZM166 166H167V168H166ZM109 167H111V166H109ZM118 167V166H117ZM116 167V168H117ZM126 167H123L122 166V168H126ZM146 167H147V165H146ZM212 167V168H211ZM222 167V168H221ZM236 167V166H235ZM234 167V168H235ZM239 166H237L236 167V169L238 168ZM135 168V167H134ZM137 168V167H136ZM135 168V169H136ZM166 169V171H165V169ZM241 168V166L238 168V172H240L239 174H243L244 175V173H241V170H242V168ZM111 169H108V170H110L109 172H108V170L106 169V172L107 173H110L111 174ZM121 169V168H120ZM128 169V168H127ZM133 169V168H132ZM147 169V168H146ZM202 170V172H201V170ZM232 169V168H231ZM231 169H230V171H231ZM236 169H234V170H236ZM114 170V169H113ZM117 170H118V168H117ZM125 170V169H124ZM130 170H131V168H130ZM134 170V169H133ZM141 170V169H140ZM150 170H147V172H148V176L150 175V174H152V173H149V172H151ZM157 170H160V171H157ZM163 170V171H162ZM233 170V169H232ZM116 170H114V172L112 173V174H114V178H115V176H119V175H121V173H119L120 172V170H119V172L117 171V172H115ZM144 171V173H145V171L146 170H143ZM143 171H142V173H143ZM165 171V172H164ZM226 171L223 173V174H225L226 173ZM229 171V172H230ZM237 171L235 172L236 173V175L238 174L237 173ZM244 171V170H243ZM261 171V170H260ZM121 172H122V170H121ZM127 172V171H126ZM125 171L123 172L124 174L126 173ZM131 172V171H130ZM136 172V171H135ZM139 172H141V171H139ZM220 172H222V173H220ZM129 173V172H128ZM166 173V175H165V177L163 176L164 174ZM254 173H256V172H254ZM254 173H252L253 175H248L250 178H256V175L254 174ZM259 173H261V172H259ZM258 173V174H259ZM127 174V173H126ZM131 174V173H130ZM134 174H136V176H137V172L136 173H134ZM140 174V173H139ZM138 174V175H139ZM146 175H147V173H145ZM158 174H161V176H159L160 178L161 177H163L162 179H160L157 175ZM198 174V175H197ZM222 174V176H224ZM239 174H238V178H239ZM106 175H109V174H106ZM132 175H133V171H132ZM131 175V176H132ZM143 175V174H142ZM153 175H150V176H153ZM123 177L121 178H119V179H122V180H119L118 178H116V179H118L120 182L119 183H122L123 182V180H125L126 179V181L128 182V179L127 178H125V179H123L125 176L124 175H122ZM126 176H128V175H126ZM144 176V175H143ZM148 176H146L147 178H148V180H150L149 179V177ZM198 176V177H197ZM264 176V173L262 174V176H260V174H259V177H263ZM106 177H108V176H106ZM105 177V182H103V185H104V183H108V179L109 178H112V177H108V178H106ZM129 177V176H128ZM133 177V176H132ZM134 177H135V175H134ZM133 177V178H134ZM208 178V180H207V178ZM222 178V179H220V178ZM258 177V176H257ZM131 178V177H130ZM132 178V179H133ZM138 177H136V179H137ZM143 178V177H142ZM204 178H206L205 180H204ZM215 178V179H214ZM264 178V177H263ZM115 179V181L113 182V185L111 184V186L112 187H115L116 188V186L114 185V184H119L117 181L118 180H116ZM139 179H140V177L138 178V180H134V181H132V184H133V182H137V183H139L140 181H144L145 180V176H144V179H142V180H140L139 181ZM160 179V180H159ZM218 179H220L219 180V183H217V181H218ZM240 179V178H239ZM247 179V178H246ZM131 179H129V181H130ZM147 180V179H146ZM158 182H157V181ZM205 182H204V181ZM225 181H224V184L226 183H228L227 182V180H229V179H224ZM258 181L260 180V179H257ZM154 181H156V182H154ZM208 181H209V183H208ZM211 181V182H210ZM216 181V182H215ZM207 182V183H206ZM233 182V181H232ZM243 182V181H242ZM131 183V182H130ZM141 183V182H140ZM145 183L147 184V183H149V181L147 182V181H145ZM144 183V185H146ZM155 183H156V185H155ZM216 183V184H215ZM223 183V182H222ZM229 183H231V181L229 180ZM217 184H219L218 186H217ZM232 185V187H236V185L234 184V183H231ZM244 184V183H243ZM261 184H262V182H261ZM107 185V184H106ZM126 185L127 184H123V185H119V187H117V191H119L118 190V188H120V189H122V188H125L126 187ZM129 185V184H128ZM143 185V186H144ZM211 185V186H210ZM235 185V186H234ZM238 185V184H237ZM108 186H109V183H108ZM129 186H131V184L129 185ZM133 186V185H132ZM131 186V187H132ZM134 186H135V184H134ZM141 186V185H140ZM179 186V187H178ZM202 186V187H201ZM221 186H222V184H221ZM231 186H230V188H231ZM256 186V185H255ZM105 187V186H104ZM136 187V186H135ZM134 187V188H135ZM138 187H139V185H138ZM145 187H147V186H145ZM186 187V189H184ZM205 187H207L208 189L210 188V190H208L207 188H206V190H205ZM243 187V188H244ZM106 188V189H105ZM104 189L105 190H107V187H105ZM109 189L111 188V187H108ZM134 188H132V189H134ZM155 188V189H154ZM217 190H216V189ZM225 188V187H224ZM239 188V185H238V187H236V189H238ZM240 188H241V186H240ZM245 188V189H246ZM254 188H256V187H254ZM103 189V190H104ZM109 189H108V191L106 192V193H108L109 192ZM114 189V188H113ZM112 188L110 189V191L112 190V191H114ZM126 189L127 190H129V187L127 188L126 187ZM125 189V190H126ZM152 189H154V190H152ZM182 189V190H181ZM185 191H184V190ZM191 189V190H190ZM214 189V190H213ZM234 189V188H233ZM236 189H235V191H236ZM244 189V190H245ZM131 190V189H130ZM136 190V191H137ZM150 190H151V192H150ZM218 192V194H217V192ZM221 190V191H220ZM225 190V194L224 195H226L227 193H230V194H232V191L231 192H228V191H230L227 187L224 189ZM227 190V191H226ZM239 190V189H238ZM241 190H243L242 188H241ZM243 190V191H244ZM135 190L134 191H132V192H134L133 193V195L135 194V192H136ZM146 191H148V192H146ZM158 191V192H157ZM192 193H191V192ZM200 191V192H199ZM210 191H212V192H210ZM250 191H253L252 192V194H250ZM115 192H116V190H115ZM121 192V191H120ZM131 192V191H130ZM146 192V193H145ZM179 192V193H178ZM184 192V193H183ZM189 193V195H187L186 196V194L187 193ZM213 192H214V194H213ZM245 192V191H244ZM244 192H242V193H244ZM142 193H143V195H142ZM155 193V194H154ZM181 193V194H180ZM186 193V194H185ZM191 193V194H190ZM203 194V196L202 195H200V196H198V194ZM223 193V194H222ZM120 194V193H119ZM118 194V195H119ZM124 194H125V192H124ZM132 194V193H131ZM146 194H148L147 195V197H150V201H151V203H152V205H150L149 206V202L150 201H147V199H146V201L148 202V203H145L146 201H145V198H147L146 197ZM151 194H153V195H151ZM161 194V195H160ZM174 194V195H173ZM197 194V195H196ZM211 194H213V195H211ZM234 194V193H233ZM249 194L251 195V196H249ZM115 195V194H114ZM127 195H129L128 193H127ZM155 195L156 196H158V195H160V197L158 196V197H155ZM163 195H166V197H164ZM182 195H183V199L185 200V201H187V202H189V203H192L193 204V206H191V207H189V205H192V204H189V205H187L185 202H183L184 200L181 198L182 197ZM195 195H196V197H195ZM228 195V194H227ZM241 195V196H240ZM122 196V195H121ZM132 196V195H131ZM188 196H190V198H188ZM193 198H192V197ZM205 196V197H204ZM206 196H208L207 198H206ZM215 198H214V197ZM231 196V195H230ZM261 196V197H260ZM124 197H122L123 199H124ZM145 197V198H144ZM174 197V198H173ZM204 199H203V198ZM238 198V200H240L239 202H237L238 200H237V198ZM242 197V198H241ZM247 197H248V199H247ZM250 197H251V199H250ZM252 197H253V199H252ZM254 197H256V198H254ZM259 197V199L256 201V199ZM116 198H120V195H119V197H117V195H116ZM153 198H158L156 201H157V203L159 202V205L158 204H156L155 203V200L153 199ZM211 198V199H210ZM220 198V199H219ZM236 199V202H235V199ZM149 199V198H148ZM153 199V200H152ZM160 199V200H161ZM181 199V200H180ZM188 199V200H187ZM190 199V200H189ZM195 199V200H194ZM210 199V200H209ZM217 199H219L220 201H218ZM232 199H234V201H233V203H232ZM241 199H243L244 200V203H243V200H241ZM255 199V201L256 202H254L253 200ZM117 200V199H116ZM119 200H122V199H118L117 201L119 202ZM142 200H144V201H142ZM182 201V202H180V201ZM194 202H193V201ZM208 203V206H207V204H205L204 205V203H202V202H205V201ZM210 202H209V201ZM250 200H252L253 202H246L245 203V201H250ZM161 201H163V200H161ZM192 201V202H191ZM199 201V203H197ZM201 201V202H200ZM215 201V202H214ZM116 202V201H115ZM117 202V203H118ZM136 202H137V204H136ZM138 202H140V203H138ZM144 202V203H143ZM165 202H163L162 204H164ZM205 202V203H206ZM213 202V203H212ZM218 202V203H217ZM222 202H224L223 200H222ZM240 202L242 203L241 205H239L240 204ZM117 203H116V206H115V209H114V211H117L118 212V210L121 212V208L120 207H117ZM126 203V204H125ZM134 203V204H133ZM155 203V204H154ZM173 203L175 204V206L173 205ZM181 203V204H180ZM211 203V204H210ZM238 203V204H237ZM251 203V204H250ZM119 204V203H118ZM125 204V205H124ZM139 204V205H138ZM140 204H142V205H140ZM144 204H145V206H144ZM146 204H148L147 206L148 207H146ZM166 204H164V206L166 205ZM172 204V205H171ZM178 206H177V205ZM179 204H180V206H179ZM183 204V205H182ZM198 204H200L199 206H198ZM218 206H217V205ZM220 204V205H219ZM235 204H237L236 206H235ZM245 204V205H244ZM124 205V206H123ZM138 205V206H137ZM154 205V206H153ZM184 205H185V207H184ZM187 205V206H186ZM215 205V206H214ZM244 205V206H243ZM9 205L8 204H4V207H8ZM134 208H133V207ZM139 206H141V208L139 207ZM171 206V207H170ZM174 206V208H172ZM194 206H197V207H195L194 208ZM206 206H207V208H206ZM213 206V207H212ZM224 206V207H223ZM232 206V207H231ZM131 207H132V209H131ZM137 209H136V208ZM151 207V208H150ZM166 207V206H165ZM178 207L180 208V209H178ZM186 207H188L187 209H189V210H191V209H195L194 211H196L194 214L193 213H189V215H188V213H186L187 211V209H185ZM211 207L213 208V209H211ZM216 207V208H215ZM219 207V208H218ZM231 207V208H230ZM241 207V208H240ZM118 210H117V209ZM124 208H126V209H124ZM145 209V210H143V211H141L142 209ZM149 208V209H148ZM160 208L158 207L157 209L158 210H160ZM184 208V211L183 210H181V209H183ZM198 208V209H197ZM203 209L204 210V208L207 210L206 211V213L203 211V216H201L200 217V215H201V212L199 211V209ZM235 208V209H234ZM135 209V210H134ZM178 209V210H177ZM201 209V210H202ZM163 210H162V208H161V212L159 211V213H161L160 215H162V219H164L165 217L164 216H167V217H169V219H171L170 218V216H168L167 214L165 215V214H163ZM128 211V212H127ZM133 211H134V213H133ZM155 211L156 212H158L156 209H155ZM155 211H153V214H154V212ZM173 211V210H172ZM181 211V212H180ZM186 211V212H185ZM193 211V212H194ZM117 212H116V214H117ZM131 212V213H130ZM151 212V210L150 211H148V213H150ZM156 212H155V216H156ZM186 214H185V213ZM191 212V211H190ZM197 212H199V213H197ZM210 212V213H209ZM119 213V212H118ZM173 213V214H172ZM120 214V213H119ZM131 215V217H133V215H134V217L133 218H131V219H129V215ZM152 213H150L149 215L146 213V212H144V216H143V218L144 217H146V218H148V217H153L154 218V215H153ZM184 214V215H183ZM198 214V215H197ZM205 214V215H204ZM124 215V214H123ZM140 215H138L139 216V219H140ZM158 215V214H157ZM164 215V216H163ZM175 216L177 215V213H175L174 214ZM174 215H173V218H174ZM196 215L198 216V217H200L199 218V220H198V218H197V220H196ZM207 215V216H206ZM206 216V218H204ZM120 217V216H119ZM121 217H122V214H121ZM161 216H157L156 218H160ZM165 218V219H167V221L169 220L168 218ZM177 217V216H176ZM191 217H189V219L191 218ZM203 217V218H202ZM142 218V217H141ZM156 218H155V220H156ZM123 219H125V218H123ZM123 219H122V223H124L123 222ZM138 219V218H137ZM138 219V220H139ZM157 219V220H158ZM161 220V218H160V220L161 221H159L158 220V222H162V223H159V224H157V225H159V226H161L162 227V225H163V221H164V223H165V221L166 220ZM178 219V218H177ZM176 219V220H177ZM180 219L179 220H177V221H180ZM121 220V219H120ZM157 220H156V222H157ZM174 220H175V218H174ZM190 220V221H191ZM194 220V221H193ZM203 220V221H202ZM130 221H132L131 223H130ZM140 221H141V219H140ZM149 221H151V220H148V222ZM153 221V220H152ZM151 221V222H152ZM166 221V222H167ZM177 221H173L174 222V224H173V226H172V228H174V225H175V223H178ZM183 221V222H184ZM121 222V221H120ZM172 222V223H173ZM122 223H120V224H122ZM150 223V222H149ZM148 223V224H149ZM169 223V225H167ZM171 223V224H172ZM179 223H181V222H179ZM119 224V225H120ZM140 226V227H138V225ZM152 224L153 225H155V222L153 223L152 222ZM171 224H170V222H167L166 223V225H167V227L166 226H164L163 225V227L161 228V229H164L165 227L166 228H168V229H172L171 228ZM182 224V223H181ZM184 224V225H185ZM118 225V227H121V226H119ZM124 225V224H123ZM122 225V226H123ZM133 225H134V227H133ZM157 225H155V227H158ZM132 226V227H131ZM169 226V227H168ZM176 226V225H175ZM180 226H183V225H178V227H180ZM117 227V226H116ZM135 227H136V229H135ZM147 227V229H144V228H146ZM154 227V226H153ZM177 227V226H176ZM139 228V229H138ZM141 228H143V229H141ZM165 228V229H166ZM138 229V230H137ZM119 230V229H118ZM117 230V231H118ZM122 230V229H121ZM120 230V231H121ZM123 230L120 232V231H118V233L119 234H121L122 232H123ZM144 230V231H143ZM116 231V230H115ZM116 231V232H117ZM136 231H134V233H136ZM139 231L137 232V233H139ZM146 231V232H145ZM117 233V234H118ZM124 233H122V234H124ZM152 236V237H151ZM154 237V238H153ZM147 238V237H146ZM148 240H151V238L153 239V240H156V237L155 236H153V235H150V236H148ZM152 240V241H153ZM255 245H257V244H255Z\"/></svg>",
	"mask_w": 264,
	"mask_h": 264
}]
</instances>
